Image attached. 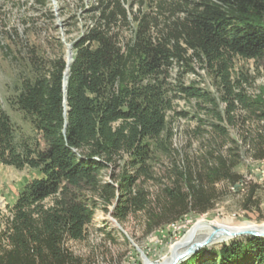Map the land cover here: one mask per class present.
I'll use <instances>...</instances> for the list:
<instances>
[{"label": "trees", "instance_id": "trees-1", "mask_svg": "<svg viewBox=\"0 0 264 264\" xmlns=\"http://www.w3.org/2000/svg\"><path fill=\"white\" fill-rule=\"evenodd\" d=\"M179 7V21L159 32L140 21L123 45L113 26L128 23L125 2L99 0L92 6L93 22L73 43L67 114L63 58L24 80L11 101L36 138L20 140L0 104V164L41 173L19 193L5 223L0 221V264H92L68 243L86 239L99 200L105 208L114 206L119 221L143 212L152 230L210 211L215 185L239 182L234 149L212 151L213 159L197 168L177 159L163 173L155 166L175 151L169 112L176 92L206 97L195 86H172L175 63L193 71L197 57L219 72L229 101L220 120L232 121L236 101L264 120L262 96L251 99L230 87L234 58L264 60V0H184ZM258 137L256 157L264 159L262 133ZM180 264H264V238H235Z\"/></svg>", "mask_w": 264, "mask_h": 264}, {"label": "rangeland", "instance_id": "rangeland-1", "mask_svg": "<svg viewBox=\"0 0 264 264\" xmlns=\"http://www.w3.org/2000/svg\"><path fill=\"white\" fill-rule=\"evenodd\" d=\"M123 1L129 12L128 23L113 26L116 32H120L123 45L137 30L140 21L148 24L149 32H159L184 15L179 7L184 0ZM98 2L0 0V104L17 125L20 140L34 139L37 134L29 119L12 105V99L24 80L34 78L40 70L47 71L57 59L63 58L67 62L68 45L73 44L91 25L93 15L89 10ZM191 65L193 71L187 70L184 62L175 63L169 80L175 87L179 84L195 86L206 97L189 98L176 92L174 107L169 112L175 151L158 163L155 170L165 172L174 159L180 165L197 168L213 159L212 151L228 154L234 149L233 152L239 154L234 172L241 179L232 186H228L226 181L215 185L216 198L210 211L189 213L152 230L147 228L143 212L119 221L112 214L114 206L105 208L99 200L86 239L68 243L76 254L90 263L145 264L146 257L155 263L167 264L166 259L173 255L170 253L172 245L199 218L230 225L248 222L264 225V159L256 157L254 147L258 134L262 133L264 138V120H258L257 113L237 101L232 121L220 120L218 114L226 116L229 101L224 99L227 95L219 72L197 57H193ZM230 87L236 94L242 93L256 100L262 96L264 100V60L234 58L230 68ZM217 125L225 128L226 132L223 133ZM37 177H41L38 170H20L0 164V221L3 224L10 216V208L16 203L19 193ZM105 178L108 179L107 174ZM149 186L152 190L156 188L152 183ZM202 235L203 232L191 245L204 238ZM231 240L215 242L206 248H217Z\"/></svg>", "mask_w": 264, "mask_h": 264}, {"label": "bare ground", "instance_id": "bare-ground-1", "mask_svg": "<svg viewBox=\"0 0 264 264\" xmlns=\"http://www.w3.org/2000/svg\"><path fill=\"white\" fill-rule=\"evenodd\" d=\"M71 49L72 48H70V46L68 45V52L66 55L68 67L66 68V71H65V82L69 78V74L71 71V65L73 63V58H74ZM258 225L259 224L249 223V222L242 224V225H230V224H225V223L219 222L217 220L199 218L198 220H196L194 225L189 229V231L180 240H178L176 243H174L172 245V247L170 249V253L173 254L172 257H174V255L179 253V250H181L182 248L186 249V247L191 245V243H193V241L197 237H200V233H202V232H203L202 236H204V238H206L211 233H213L215 229H220V230L229 229V230L234 231V230H239V229L258 227V228L264 230V225H259V226ZM204 238H202L201 240H203ZM229 239H233V237L221 236L220 238L217 239L216 242H224V241H227ZM172 257H168L166 259L165 263L169 264L170 261L172 260ZM144 258H145V264H158V263H155L154 261H152L146 257H144Z\"/></svg>", "mask_w": 264, "mask_h": 264}, {"label": "water", "instance_id": "water-1", "mask_svg": "<svg viewBox=\"0 0 264 264\" xmlns=\"http://www.w3.org/2000/svg\"><path fill=\"white\" fill-rule=\"evenodd\" d=\"M70 48H72L73 51V44H69ZM74 54V52H73ZM75 61V58H73V62ZM68 67V62H67ZM67 83L68 79L65 82V74H64V89H65V115L67 114V105H66V92H67ZM221 236H230L233 238L238 237H246V236H256V237H263L264 238V230L260 229L258 227H252V228H246V229H239V230H229V229H215L213 233H211L209 236L204 238L203 240H200L183 251L179 252L178 254L174 255L172 257V260L169 264H180L182 261L189 258L191 255L199 252L200 250L211 246L214 244V242L217 241L218 238Z\"/></svg>", "mask_w": 264, "mask_h": 264}]
</instances>
